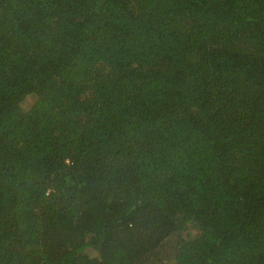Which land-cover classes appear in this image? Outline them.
<instances>
[{
  "label": "trees",
  "instance_id": "obj_1",
  "mask_svg": "<svg viewBox=\"0 0 264 264\" xmlns=\"http://www.w3.org/2000/svg\"><path fill=\"white\" fill-rule=\"evenodd\" d=\"M0 264H264V0H0Z\"/></svg>",
  "mask_w": 264,
  "mask_h": 264
},
{
  "label": "rangeland",
  "instance_id": "obj_2",
  "mask_svg": "<svg viewBox=\"0 0 264 264\" xmlns=\"http://www.w3.org/2000/svg\"><path fill=\"white\" fill-rule=\"evenodd\" d=\"M32 100H28V102L30 103ZM28 103H25L24 106H27Z\"/></svg>",
  "mask_w": 264,
  "mask_h": 264
}]
</instances>
